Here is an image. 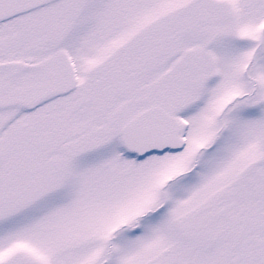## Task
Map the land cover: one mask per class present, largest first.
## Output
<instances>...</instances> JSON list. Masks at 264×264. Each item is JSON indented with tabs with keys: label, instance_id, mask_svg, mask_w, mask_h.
Here are the masks:
<instances>
[{
	"label": "snow or ice",
	"instance_id": "obj_1",
	"mask_svg": "<svg viewBox=\"0 0 264 264\" xmlns=\"http://www.w3.org/2000/svg\"><path fill=\"white\" fill-rule=\"evenodd\" d=\"M0 264H264V0H0Z\"/></svg>",
	"mask_w": 264,
	"mask_h": 264
}]
</instances>
